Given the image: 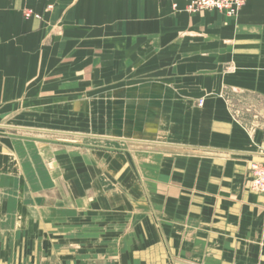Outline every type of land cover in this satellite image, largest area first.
Segmentation results:
<instances>
[{
    "label": "crops",
    "instance_id": "1",
    "mask_svg": "<svg viewBox=\"0 0 264 264\" xmlns=\"http://www.w3.org/2000/svg\"><path fill=\"white\" fill-rule=\"evenodd\" d=\"M187 3L0 0V264H264V0Z\"/></svg>",
    "mask_w": 264,
    "mask_h": 264
},
{
    "label": "built area",
    "instance_id": "2",
    "mask_svg": "<svg viewBox=\"0 0 264 264\" xmlns=\"http://www.w3.org/2000/svg\"><path fill=\"white\" fill-rule=\"evenodd\" d=\"M243 4L244 0H188L185 11L189 14L217 11L228 17H235ZM199 105H201V102H199ZM259 153L264 157V144ZM250 172L251 189L256 192H264V164L252 162Z\"/></svg>",
    "mask_w": 264,
    "mask_h": 264
},
{
    "label": "rangeland",
    "instance_id": "3",
    "mask_svg": "<svg viewBox=\"0 0 264 264\" xmlns=\"http://www.w3.org/2000/svg\"><path fill=\"white\" fill-rule=\"evenodd\" d=\"M187 6V5H186ZM186 8V7H185ZM186 12V11H185ZM189 14V13H188ZM27 15V16H26ZM29 15V16H28ZM32 15V13L31 12H26V13H24L23 14V16L25 17V18H29L30 16ZM35 18L36 17H38L37 19H39L40 18V16L39 15H36V14H34L33 15ZM199 102H201V99L200 100H198L197 101V106L198 107H200V105H199ZM232 109V110H231ZM230 110H231V112H232V114L233 115H238V113H240V110H238V108H230ZM263 145V144H262ZM262 145H260L259 147H258V152L260 151V148H262ZM252 163V162H251ZM250 163V164H251ZM259 163H262V164H264V162H259ZM249 172H250V166H249ZM250 176H251V172H250ZM248 188H249V190L250 191H252L253 193H256V194H260V195H264V192H256V191H253L252 189H251V179H250V183L248 184Z\"/></svg>",
    "mask_w": 264,
    "mask_h": 264
},
{
    "label": "bare ground",
    "instance_id": "4",
    "mask_svg": "<svg viewBox=\"0 0 264 264\" xmlns=\"http://www.w3.org/2000/svg\"><path fill=\"white\" fill-rule=\"evenodd\" d=\"M27 16V15H26ZM29 16V15H28ZM36 18H38V17H36ZM133 153V152H132ZM258 153V152H257ZM260 156V155H259Z\"/></svg>",
    "mask_w": 264,
    "mask_h": 264
}]
</instances>
